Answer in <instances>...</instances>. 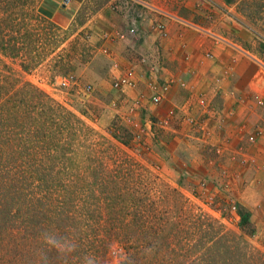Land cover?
I'll list each match as a JSON object with an SVG mask.
<instances>
[{"label": "crops", "instance_id": "obj_1", "mask_svg": "<svg viewBox=\"0 0 264 264\" xmlns=\"http://www.w3.org/2000/svg\"><path fill=\"white\" fill-rule=\"evenodd\" d=\"M84 2L44 0L39 12L70 24ZM199 2L109 0L81 28L96 52L79 76L100 96L112 94L105 123L119 115L139 135L146 130L162 156L177 157L186 174L221 181L248 206L249 220L262 226L264 56L250 48L256 38L244 26L195 20ZM210 12L204 17L212 19ZM122 79L131 85L116 87ZM244 159L256 163L243 167Z\"/></svg>", "mask_w": 264, "mask_h": 264}, {"label": "trees", "instance_id": "obj_2", "mask_svg": "<svg viewBox=\"0 0 264 264\" xmlns=\"http://www.w3.org/2000/svg\"><path fill=\"white\" fill-rule=\"evenodd\" d=\"M243 3L237 6L239 13ZM258 7L264 8V0ZM235 20L264 43V32L255 24ZM64 61L57 63L56 72L66 77L69 63ZM39 62L20 61L19 66L26 73ZM2 68L9 73L0 74V240H10L11 246L5 264H27L33 257L36 261L30 264H113L116 259L117 264H249L242 239L204 214L189 210L183 221L170 222L158 203L154 207L155 202L143 206L123 200L114 186L118 181L110 178L114 185L106 191L96 169L92 181L78 173L69 179L64 172L69 168V144L61 143L69 135V121L63 123L62 116L69 117V112L39 88L20 87L8 68ZM93 162L94 168L100 167L99 159ZM79 163L73 168L80 169ZM143 200L147 198L139 203ZM39 237L46 240L40 250Z\"/></svg>", "mask_w": 264, "mask_h": 264}, {"label": "rangeland", "instance_id": "obj_3", "mask_svg": "<svg viewBox=\"0 0 264 264\" xmlns=\"http://www.w3.org/2000/svg\"><path fill=\"white\" fill-rule=\"evenodd\" d=\"M108 1L85 0L70 24L54 23L61 28L59 32L50 25L53 23L50 17H45L39 12V6L44 0L1 1L0 74L9 75L2 68L5 65L11 73L10 78H17L20 87L29 84L39 88L69 112V117L68 114L62 116L63 123L69 121V135L61 142L65 146L69 144V168L64 170L72 176L69 179L72 180L74 174L78 173L92 181V173L98 172V178L103 180L106 191L114 185L111 179L118 181L114 186L123 200L129 199L134 204L143 206L155 202L154 207L158 203L166 211V219L170 222L183 221L190 215L189 210L201 216L204 214L242 239L249 264L263 263L264 225L254 224L249 220L250 210L237 195L227 192L221 181L215 183L209 178L199 179L186 174L183 170L185 167L179 165L177 157L174 156L176 160L170 161L169 157L162 156L161 150L156 149V143L153 147L147 142L146 130L139 135L130 125H126L119 115L111 117L107 123L104 122L105 115V118L110 115V112L105 110L113 99L112 94H108L107 97L97 94L93 85L79 76V71L83 67V62H89L96 52L89 44L90 32L81 28L97 15ZM227 1L200 0L197 7L200 14H195L194 19L207 23L220 18L223 19L221 20L223 26H227L224 19H228L231 25L238 26L235 18L245 20L242 18L244 15L248 25L255 24L260 32H264V8L258 7L259 0H233L234 4L231 5H228ZM242 1L245 3L239 13L237 6L239 8ZM203 2L206 6H203ZM209 9L213 12H210L212 19L204 17L208 15ZM180 10L182 13H189L187 8L182 7ZM62 37L66 39L58 45L57 41L60 42ZM9 46L15 47L17 51L12 54L3 52V49ZM249 46L264 56L263 42L255 39ZM61 60L69 63L66 77L56 72L59 69L57 63ZM20 61L40 62L35 69L25 73L19 66ZM71 114L81 124L76 123ZM157 132L158 128L154 134ZM151 137L155 142L156 136ZM94 159H99V168L93 167L96 166L95 162L91 165L90 161ZM113 161L116 162L113 164ZM75 162H80V169L73 168ZM240 165L245 164L241 162ZM70 187L73 188L72 184ZM144 197L147 200H143V204L139 203ZM148 200L151 201L147 202ZM126 204L133 205L128 202ZM233 205L239 216V222L236 224L232 222ZM177 208L183 210V213H179ZM199 221H203V218L200 217ZM243 222L245 224L241 225ZM21 223L27 224L26 221ZM23 240L24 238H21L18 242ZM8 241L10 240H0V263L3 261V264L5 258L10 257L8 249L11 246ZM45 241L39 237L38 250L45 246L43 244ZM34 261L35 257L27 264ZM117 261L114 260L113 264H117ZM37 263L40 264L39 260Z\"/></svg>", "mask_w": 264, "mask_h": 264}, {"label": "built area", "instance_id": "obj_4", "mask_svg": "<svg viewBox=\"0 0 264 264\" xmlns=\"http://www.w3.org/2000/svg\"><path fill=\"white\" fill-rule=\"evenodd\" d=\"M69 3V0H64V4H68ZM158 28H159V30L160 31H162V33L164 34V26L162 25V24H159L158 25ZM104 52L106 53V51L104 50ZM124 84H127V85H131V83L129 82V81H126V80H124V79H122V80H120V81H118L117 83H115L114 85L116 86V87H119V86H121V85H124ZM161 101V97H160V95H158V96H155V97H153L152 98V102L153 103H155V104H157V103H159ZM242 162V164L244 163L245 165H243L244 167L246 166V164H255L256 163V161L255 160H253V159H249V160H242L241 161ZM236 207L233 205L232 206V208H231V213H232V215H233V223L234 224H236V223H238L239 222V216H238V214L236 213Z\"/></svg>", "mask_w": 264, "mask_h": 264}, {"label": "clouds", "instance_id": "obj_5", "mask_svg": "<svg viewBox=\"0 0 264 264\" xmlns=\"http://www.w3.org/2000/svg\"><path fill=\"white\" fill-rule=\"evenodd\" d=\"M49 242H50V243H53V244H55V243H56V241H55V240H53V239H49Z\"/></svg>", "mask_w": 264, "mask_h": 264}]
</instances>
